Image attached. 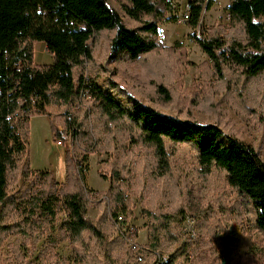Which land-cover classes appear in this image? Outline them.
<instances>
[{
    "label": "trees",
    "instance_id": "obj_1",
    "mask_svg": "<svg viewBox=\"0 0 264 264\" xmlns=\"http://www.w3.org/2000/svg\"><path fill=\"white\" fill-rule=\"evenodd\" d=\"M115 1L120 12L108 0H0V246L9 235H19V241L11 245L14 264H29L21 247L26 250L44 217L53 218L62 209L66 220L60 227L61 238L71 248L67 263H142L131 248L113 246L105 213L87 214L91 203L81 182L83 159L112 144L127 152L135 149L153 182L170 171L166 141L190 144L203 178L213 169L225 173L240 200L228 207V214L233 209L236 216H249L251 211V223L264 242V159L253 145L234 132L224 133L216 122H200L189 112L180 117L146 104L109 80L110 88L126 99L123 104L87 76L102 34L109 35L108 58L113 62L173 49L158 40V23L166 18L169 0ZM205 1L189 0V25L198 24ZM227 9L229 20L222 36L212 27L195 40L217 78L230 69L248 83L264 73V0H228ZM37 41H43L52 54L50 63L34 62ZM155 87L162 101L168 102L169 90L157 82ZM69 105L77 107L69 113ZM49 106L64 110L50 115ZM35 114L49 116L54 141L64 140L62 134L70 132L65 178L58 183L50 170H34L38 183L19 201L8 187L17 175L27 174L28 160L21 163V159L27 154L29 117ZM110 165L108 188L96 193L108 198L115 215L129 208L126 178L132 171L124 162ZM144 212V259L153 255L152 264H194V239L176 247L180 238L175 228L184 221L186 208L148 207ZM207 216L203 209L196 220L198 241L203 243L211 236Z\"/></svg>",
    "mask_w": 264,
    "mask_h": 264
},
{
    "label": "rangeland",
    "instance_id": "obj_2",
    "mask_svg": "<svg viewBox=\"0 0 264 264\" xmlns=\"http://www.w3.org/2000/svg\"><path fill=\"white\" fill-rule=\"evenodd\" d=\"M108 1L120 12L115 0ZM186 1L169 0L166 18L158 23V40L173 49H157L138 60L113 62L108 58L109 35L102 34L94 48V62L87 66L86 74L123 104H126V99L118 95L116 89L110 88L109 80L125 87L142 102L166 113L182 117L189 112L200 122H216L221 125L224 133L234 132L253 145L264 159V73L247 83L242 76L237 78L234 71L225 69L223 78L219 79L213 73L207 55L195 40V37L205 35L212 27H217L222 36L229 20L228 0H206L200 20L195 26L181 18ZM33 55L34 62L38 64L52 61V54L46 50L43 41L33 44ZM156 82L169 90L171 98L168 102H163L157 94ZM75 107L77 105H69L66 110L70 113ZM63 110L61 107H48L50 115ZM39 122L42 125L37 132L29 129L27 154L21 159V163L26 158L28 160L25 168L27 174L17 175L8 187L9 192L19 201H24L25 192L29 194L30 189L38 183L34 170H50L57 179H62L61 164L65 147L70 144V132L67 131L62 144L54 145L51 143L53 136L50 118L49 122L40 119ZM59 127L62 125L59 124ZM166 145L170 171L168 175L153 182L147 178L145 168L141 166L143 159L135 149L127 152L112 144L106 151L85 154L81 182L86 187L91 203L87 214L98 217L105 213L110 224L113 246L119 250L122 247L128 248L116 235L112 222L114 214L109 208L108 198L102 199L103 195L99 196L96 191L108 188L111 162H124L130 164L133 172L126 175L129 187L126 193L130 205L124 214L127 221L138 228L136 240L139 243H144L146 239L145 209L182 205L186 208V217L194 218V236L189 237L185 233L186 227L182 222L175 228L180 238L176 247L183 240L194 239V264H264V242L260 232L251 223L252 212L249 216H236L233 209L230 214L227 212L228 207L236 205L240 200L237 191L226 182L225 173L213 169L203 178L195 149L190 144L166 141ZM203 209L208 213L207 223L211 229V236L204 243L198 241L200 236L197 237L196 223ZM65 220V213L58 209L55 217H44L36 225L35 238H31L26 250L21 247L29 264H73L65 260L71 255V248L67 240L61 238L60 227ZM19 239L17 234L6 238L0 246V264H14L11 245ZM154 258L149 255L140 264H152Z\"/></svg>",
    "mask_w": 264,
    "mask_h": 264
},
{
    "label": "built area",
    "instance_id": "obj_3",
    "mask_svg": "<svg viewBox=\"0 0 264 264\" xmlns=\"http://www.w3.org/2000/svg\"><path fill=\"white\" fill-rule=\"evenodd\" d=\"M190 14V3L189 0H187L183 6V10L181 13V18L182 20H187L189 18ZM64 138L67 137V135H63ZM55 143L60 145L62 144L61 138H58L55 140ZM91 194L93 192H90ZM112 222L114 225V229L116 232L117 237L125 243V245L128 248H131L137 253V260L138 261H145L143 255L145 253L146 247H145V242L144 243H139L136 238L138 237L139 230L136 227L135 224L131 223L130 221H127L126 216L123 212H117L115 215L112 216ZM184 226L185 228V233L189 236L192 237L194 236V218L193 217H185L184 219ZM163 258H167V254L163 255Z\"/></svg>",
    "mask_w": 264,
    "mask_h": 264
},
{
    "label": "crops",
    "instance_id": "obj_4",
    "mask_svg": "<svg viewBox=\"0 0 264 264\" xmlns=\"http://www.w3.org/2000/svg\"><path fill=\"white\" fill-rule=\"evenodd\" d=\"M39 119L42 121V122H46L48 121L49 122V118H48V115L47 114H35V115H31L29 117V129L31 132H37L39 130V127H40V124L42 125V123L39 122ZM31 120V121H30ZM49 124V123H47ZM52 144H56L55 141H51ZM57 145V144H56ZM65 163L64 161L62 162L61 164V167H62V170H63V174H62V179H57L54 175V172H53V178L56 180V181H63L64 180V177H65ZM146 238V237H145ZM146 242V239L144 240Z\"/></svg>",
    "mask_w": 264,
    "mask_h": 264
}]
</instances>
